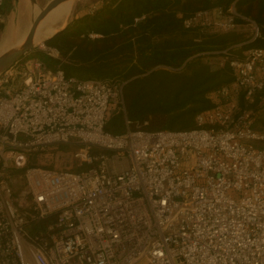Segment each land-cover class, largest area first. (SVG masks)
Instances as JSON below:
<instances>
[{
    "label": "built area",
    "instance_id": "1",
    "mask_svg": "<svg viewBox=\"0 0 264 264\" xmlns=\"http://www.w3.org/2000/svg\"><path fill=\"white\" fill-rule=\"evenodd\" d=\"M194 23L234 26L220 9L184 21ZM229 64L234 80L196 116L208 128L118 135L104 125L124 110L122 84L66 76L61 62L51 69L37 58L0 72V264H264V149L255 146L264 132L238 107L240 92L251 100L264 86V48ZM67 143L88 169L29 164L33 152ZM19 169L16 193L8 171ZM41 219L45 230L32 235L28 224Z\"/></svg>",
    "mask_w": 264,
    "mask_h": 264
},
{
    "label": "trees",
    "instance_id": "2",
    "mask_svg": "<svg viewBox=\"0 0 264 264\" xmlns=\"http://www.w3.org/2000/svg\"><path fill=\"white\" fill-rule=\"evenodd\" d=\"M232 1L103 0L90 14L45 40L44 45L58 51L59 59L50 60L61 62L66 76L122 84L124 110L112 112L105 131L118 135L128 128H208L198 125L196 116L212 110L221 100L216 95L218 89L234 80L229 60L242 58L249 48H264V0H237L234 14L230 12ZM217 9L231 16L234 26L255 24L258 35L252 39L253 35L234 29L184 24L198 11ZM238 107L240 112L250 111L253 128L264 132V86L251 100L240 92ZM71 145L61 144L58 149L67 151ZM255 146L264 149V139ZM95 152L92 149L89 153ZM35 158L33 155L29 164H37ZM90 165L80 161L66 170L80 172ZM46 225L47 219L35 220L28 224V230L39 235Z\"/></svg>",
    "mask_w": 264,
    "mask_h": 264
},
{
    "label": "rangeland",
    "instance_id": "3",
    "mask_svg": "<svg viewBox=\"0 0 264 264\" xmlns=\"http://www.w3.org/2000/svg\"><path fill=\"white\" fill-rule=\"evenodd\" d=\"M48 1L49 0H4L2 8H0V43L5 38H10L11 43H13L15 42L18 33L22 32L27 26L28 31L34 17ZM102 1L103 0H73L72 8L66 17V23H72L81 16L90 14L94 9L98 8L102 4ZM33 14H35V16ZM211 20L216 21L217 23L222 22V20H220L215 13L212 14ZM56 24L57 25L55 26L58 27L61 25V22H57ZM232 29H234L237 33H242L246 36L253 35L255 30L252 23L242 25L238 24L233 26ZM34 58L43 61L51 69H55L56 67V63L51 62L41 45L37 44V46L33 48L32 52L23 56L21 60H30ZM114 111H117V106L114 108ZM70 144L72 145L67 151L58 149L57 146L33 152L32 156L36 155V162L40 166L50 167L53 169H73L78 166L81 161V158L78 155L80 146L75 143ZM8 172L16 178V184L13 186V189L16 193H18L24 185V180L22 177H19L23 173V170H9Z\"/></svg>",
    "mask_w": 264,
    "mask_h": 264
},
{
    "label": "bare ground",
    "instance_id": "4",
    "mask_svg": "<svg viewBox=\"0 0 264 264\" xmlns=\"http://www.w3.org/2000/svg\"><path fill=\"white\" fill-rule=\"evenodd\" d=\"M73 5V0H65L60 2L58 5H56L53 9H51L44 17L41 19V21L38 23L34 36H33V43L39 44L41 41L51 35L54 31H56L58 28H60L65 22L66 17L68 16L71 8ZM38 10V9H37ZM34 12V11H33ZM37 12V11H36ZM35 13V12H34ZM35 16V14H33ZM57 22H61V25L58 27ZM27 28H24L22 32H19L15 42L11 43L10 38H5L0 43V53L4 52L5 50L14 47L19 46L27 32Z\"/></svg>",
    "mask_w": 264,
    "mask_h": 264
},
{
    "label": "water",
    "instance_id": "5",
    "mask_svg": "<svg viewBox=\"0 0 264 264\" xmlns=\"http://www.w3.org/2000/svg\"><path fill=\"white\" fill-rule=\"evenodd\" d=\"M65 0H49L43 8L39 10L37 15L34 17L33 21L31 22L29 29L22 41V43L19 46H14L6 51L0 53V72L5 71L8 69L15 61L21 59L23 56L28 54L29 52H32L33 48L37 46V44L33 43V36L36 30V27L38 23L43 19V17L56 5H58L60 2ZM68 24L65 22L60 28H58L56 31H54L51 35L45 37L41 43L38 45H44V41L48 38L62 32Z\"/></svg>",
    "mask_w": 264,
    "mask_h": 264
}]
</instances>
